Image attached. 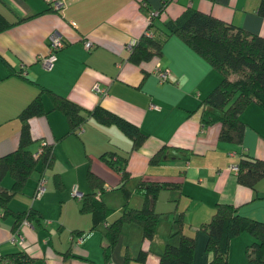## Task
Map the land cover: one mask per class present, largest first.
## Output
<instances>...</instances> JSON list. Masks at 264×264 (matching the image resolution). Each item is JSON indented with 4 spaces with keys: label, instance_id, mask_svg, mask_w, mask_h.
Returning <instances> with one entry per match:
<instances>
[{
    "label": "crops",
    "instance_id": "0c3cea01",
    "mask_svg": "<svg viewBox=\"0 0 264 264\" xmlns=\"http://www.w3.org/2000/svg\"><path fill=\"white\" fill-rule=\"evenodd\" d=\"M257 1L0 0V12L7 19L20 18L0 30V154L15 146L19 127L15 114L39 86L77 103L84 113L83 120L68 130L63 113L51 108L48 95L40 93L45 113L28 119L33 138L28 148L33 152L41 141H50L43 191L29 198L37 176L32 170L31 181L26 184V179L7 201L14 211L30 205L39 219L37 224H21L19 244L9 239L12 215L0 209V253L23 251L31 257L30 264H102L103 223L88 228L89 213L78 209L81 193L90 191L87 171L102 182L98 199L112 209L106 221L121 208L120 170L108 165L101 153L122 160L128 172L127 206L141 203L139 180L176 183L159 187L152 200L158 215L150 239L141 240L137 223H122L108 255L110 264H156L163 243L178 240L173 219L179 211L182 231L194 236L193 264H206L209 258L203 249L205 233L197 224L208 218L214 202H230L237 213L264 220V174L251 187L238 183L229 167L241 155L264 159V112L251 102L238 114L243 122L240 141L221 140L219 121L202 122L199 117L200 99L218 81L217 70L172 34L163 38L157 57L137 63L128 58L131 45L144 33L148 12L158 6L163 11L160 17L152 15L156 24L148 26L152 31L156 28L155 34H162L158 20L191 6L264 36V17L255 11ZM51 33L63 44L45 68L39 56L46 53ZM85 39L92 43L88 48L82 45ZM155 64L169 68L165 80L157 79ZM93 82L104 87V93L91 89ZM96 104L134 123L144 134L139 145L130 148V137L115 124L98 122L85 112ZM160 145L165 146L164 158L148 163V156ZM0 181L8 186L10 178L5 174ZM72 186L78 195L71 193ZM74 228L83 230L79 237ZM251 239L246 231L231 237L226 264H242L244 245ZM140 244L147 248L142 263L135 258Z\"/></svg>",
    "mask_w": 264,
    "mask_h": 264
},
{
    "label": "trees",
    "instance_id": "16d2710c",
    "mask_svg": "<svg viewBox=\"0 0 264 264\" xmlns=\"http://www.w3.org/2000/svg\"><path fill=\"white\" fill-rule=\"evenodd\" d=\"M162 9L163 6L156 8V17H160ZM255 11L264 17V0L257 1ZM15 20L7 19L0 12V30ZM154 24L156 23L150 22V25ZM157 29L162 32L161 35L158 32L155 34L154 30L151 36L141 33L131 45L128 58L137 63L142 59L157 57L165 36L172 34L178 37L220 75L218 81L200 99V105L202 104L200 120L219 121L217 137L225 141L239 142L243 128V122L238 116L239 112L251 102L264 112V36L191 6H184L177 14L158 20ZM231 73L234 75L232 78L229 77ZM41 92L48 95L51 108L59 109L63 113L68 130L74 129L84 118L81 106L44 86H39L36 94L15 114L19 120L16 144L11 150L0 154V180L5 174L10 178L8 186L0 185V209L3 213L12 215L11 230L22 218L33 224H37L39 219V214L30 205L25 209L14 211L8 208L7 201L21 190L32 170H36L38 176L43 170L45 171L51 160L50 141L44 140L41 152L36 155H33L28 148L33 141L28 119L45 113L40 100ZM85 112L98 122L115 124L130 137V148L138 146L143 139L144 134L134 123L99 104ZM164 150L165 146L160 145L148 156L147 162L157 163L162 160ZM100 156L112 168L120 170L117 188L121 190V208L114 217L106 221V216L112 209L98 199L102 182L95 174L87 171L86 181L90 191L81 193L78 209L89 213L88 228L103 223L104 242L100 244L102 264H110L108 255L119 235L122 223H137L141 229V240L150 239L158 215L151 205L152 200L159 187H175L176 183L139 180L137 188H141V203L137 207L127 206L126 201L130 192L124 181L128 178V172L122 162L102 153ZM236 164L235 180L240 184L252 187L264 174L263 158L241 155ZM56 185H60L59 180ZM173 220L176 224L174 231L178 233V240L176 243L168 241L163 243L161 250L156 253V264H193L194 236L182 231L181 211ZM197 226L205 233L203 249L209 253L206 264H226L229 239L240 231H246L252 237L244 245L245 259L242 264H264V220L237 213L235 205L230 202L216 201L208 218L200 221ZM72 231L79 237L83 230L74 228ZM145 250L147 248L140 244L135 258L141 263ZM127 258L128 253L125 251L123 261L125 262ZM0 259L3 264H30L31 257L18 250L7 254L0 253Z\"/></svg>",
    "mask_w": 264,
    "mask_h": 264
},
{
    "label": "built area",
    "instance_id": "2783aa9c",
    "mask_svg": "<svg viewBox=\"0 0 264 264\" xmlns=\"http://www.w3.org/2000/svg\"><path fill=\"white\" fill-rule=\"evenodd\" d=\"M156 13V10H150L148 12V16H147V24L144 30V33L146 35H153V31L148 28V26L150 25L151 22V16L154 15ZM63 44L62 40L59 38L58 35L56 34H49L48 36V40H47V50L45 54H42L41 56H39V62L41 64V66L48 68L50 67L55 55H54V51L55 49L59 48L61 45ZM82 45L85 48H88L92 45L91 41L88 39H85L82 41ZM153 71L155 72V75L157 76V79L159 81H163L167 78V74L169 73V68L167 66L164 67H160L159 65L155 64V67L153 68ZM91 89H93L94 91L98 92V93H104V87L99 86L97 84V82H93L91 84ZM44 140L40 142L39 146L33 151V155L38 154L39 152H41L42 150V145H43ZM236 163L235 164H230L229 167L236 170ZM44 181H45V177H44V170L39 173V175L36 177L33 189H32V193L31 196L32 197H36L39 196L41 194V192L43 191V187H44ZM71 193L72 194H76L78 195L79 193L77 192V190L75 189V186L71 187ZM29 221L25 218H22L17 225L11 230L10 232V236L9 239L13 242H17V243H22L23 242V234L21 232L20 226L23 223H28Z\"/></svg>",
    "mask_w": 264,
    "mask_h": 264
},
{
    "label": "rangeland",
    "instance_id": "374dc122",
    "mask_svg": "<svg viewBox=\"0 0 264 264\" xmlns=\"http://www.w3.org/2000/svg\"><path fill=\"white\" fill-rule=\"evenodd\" d=\"M230 75H231V78L234 77V75H233L232 73H231ZM120 161H122V160H120ZM120 161H119V162H120ZM33 172H34V170H33L31 173H33ZM28 181H29V182L31 181V176H28V177H27L26 184L28 183ZM0 184H1V181H0ZM31 193H32V192H30V194H29V198H30V199L33 198V197L31 196ZM15 194H16V193H15ZM155 224H156V222H155ZM154 227H155V226H154Z\"/></svg>",
    "mask_w": 264,
    "mask_h": 264
}]
</instances>
